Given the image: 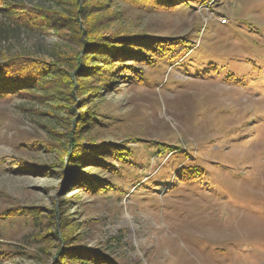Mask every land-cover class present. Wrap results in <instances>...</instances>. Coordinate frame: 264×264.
<instances>
[{
    "label": "rangeland",
    "instance_id": "rangeland-1",
    "mask_svg": "<svg viewBox=\"0 0 264 264\" xmlns=\"http://www.w3.org/2000/svg\"><path fill=\"white\" fill-rule=\"evenodd\" d=\"M5 1L60 17L40 32L0 15V59L32 61L22 66L45 60L76 78L84 31L182 37L190 49L151 66L117 61L124 71L113 65L106 81L91 84L96 94L80 88L71 103L65 88L0 98V264H54L62 234L122 264H264V0L164 9L135 0ZM92 110L78 141L122 145L133 157L81 164L83 180L95 177L90 188L73 184L63 157L69 123ZM191 166L202 170L194 180L184 173Z\"/></svg>",
    "mask_w": 264,
    "mask_h": 264
},
{
    "label": "trees",
    "instance_id": "trees-1",
    "mask_svg": "<svg viewBox=\"0 0 264 264\" xmlns=\"http://www.w3.org/2000/svg\"><path fill=\"white\" fill-rule=\"evenodd\" d=\"M203 1L205 0H135L134 2L143 7L164 9L172 6L193 7L202 4ZM0 3H2L0 6V15L5 17L8 23H11L17 28L22 27L24 29L41 32L47 30L48 27L54 23L53 20H58L60 18L55 17V11H51V9L43 6H38L39 8L31 6L30 9L28 5L21 2H6L5 0H0ZM83 8L86 7L83 6ZM62 10L69 15L66 8H62ZM83 10L85 12L87 9ZM86 12H88V10ZM2 29H4V27L0 24V30ZM72 32L71 36L75 34L74 30H72ZM100 32H102V30ZM100 32H90L87 38L84 37L87 31L76 36L77 40L82 39L80 43H83L84 49L88 46L83 55L78 57V64L76 70H74L76 71V78L72 77V73H67L68 77L60 74V72H57V64H51L45 60H34L35 65L31 63L30 65L26 64L22 66L19 63L20 61L26 63L32 61H28L26 60L27 58L24 59L22 57H3L0 59V98L13 97L20 92H42L46 97H51L52 94L49 93L51 88L56 89L58 92L60 89L65 88L66 91H61L67 96V103H71L76 97H81L82 92L80 88L85 90V93L91 92L96 94L97 92L91 87V84H96L97 82L103 83L106 81L109 76L107 72L108 70L112 71L113 65H117L116 67L124 71L126 64H117V61L144 62L146 63L145 65L151 66L157 61H173L183 56L187 50L190 49L189 45L186 44L187 42H182V40L185 41L182 37L153 38L141 33L128 32V29L122 33H115L112 37L100 34ZM60 58L62 59L60 53L54 56L55 63L61 62ZM72 60H74V58ZM115 62L116 64H114ZM70 66H73V69H75L74 65L70 64ZM129 70L133 73L135 79H143L142 68L136 69L135 66H129ZM83 73H87L89 77L95 80L80 81L79 78L84 77L82 76ZM120 73L121 72L116 71L113 78L115 80L119 78ZM84 84L87 86L85 87ZM58 103H61V101ZM83 117V121L80 125L76 126L77 122L73 119L72 122L69 123L66 142L64 144L63 159L68 162L65 171L69 169V173L72 174L71 178L74 182L73 184L78 183L81 185L84 183L86 187L91 188L96 184L94 180L95 177L89 174L90 180L89 178H86L87 182L85 178L83 180L84 173L81 170V164L90 161L97 163V167H113V165H106L105 161L122 164L124 162H129L133 156L130 154V149L122 145H97L88 140L86 143L78 141L80 132L88 130L87 128H89L91 124L90 121L95 120L93 110L83 112ZM92 153L95 155L93 156ZM98 156L103 158L99 160L100 157L98 158ZM114 169L115 168H113V170ZM105 170L109 171V173H115L113 170H110V167L105 168ZM65 171L63 173H65ZM184 173L186 175L188 173L194 180L197 176L202 174V170L200 167L191 166V168L187 169ZM107 187L111 190L115 189L113 185L107 184V186H99L98 190L103 191L107 189ZM59 222L60 221L56 223V227L60 228L61 223L59 225ZM57 237L60 244L53 256L54 264H122L109 253L102 252V249L82 248L80 247L81 245H77V247L76 245L70 244L71 242L64 237V234ZM63 239L66 244L63 243Z\"/></svg>",
    "mask_w": 264,
    "mask_h": 264
}]
</instances>
